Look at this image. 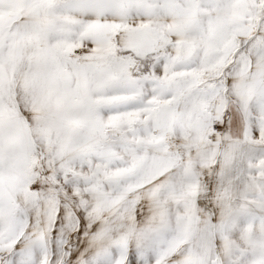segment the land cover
I'll return each mask as SVG.
<instances>
[{
  "label": "snow or ice",
  "instance_id": "1",
  "mask_svg": "<svg viewBox=\"0 0 264 264\" xmlns=\"http://www.w3.org/2000/svg\"><path fill=\"white\" fill-rule=\"evenodd\" d=\"M0 264H264V0H0Z\"/></svg>",
  "mask_w": 264,
  "mask_h": 264
}]
</instances>
